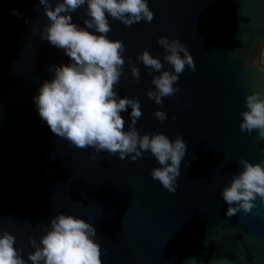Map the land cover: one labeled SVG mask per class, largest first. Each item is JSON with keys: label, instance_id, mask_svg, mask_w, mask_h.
<instances>
[{"label": "water", "instance_id": "water-1", "mask_svg": "<svg viewBox=\"0 0 264 264\" xmlns=\"http://www.w3.org/2000/svg\"><path fill=\"white\" fill-rule=\"evenodd\" d=\"M148 4L151 22L110 20L109 38L125 45L124 75L115 88L140 101L135 127L141 135L183 136L187 150L175 192L151 177L159 165L150 153L133 161L102 151L93 160L94 149L49 130L32 98L52 78L49 67L69 58L41 39L48 18L39 0H0V233H12L27 259L30 238L38 241L50 219L64 212L94 225L102 264H191L189 257L202 264H264V203L257 198L250 212L228 217L220 195L240 170V157L264 161V140L239 127L245 97L264 90V0ZM13 9L20 15H11ZM83 16L82 8L73 19L83 25ZM160 36L179 39L195 71L186 66L174 85L179 91L156 104L146 93L158 73L136 56L147 49L163 59ZM157 109L166 112L165 121L153 115ZM130 111L122 113L125 129Z\"/></svg>", "mask_w": 264, "mask_h": 264}, {"label": "clouds", "instance_id": "clouds-1", "mask_svg": "<svg viewBox=\"0 0 264 264\" xmlns=\"http://www.w3.org/2000/svg\"><path fill=\"white\" fill-rule=\"evenodd\" d=\"M39 5L48 18L39 33L41 39L69 58L68 63L50 66L52 78L45 79L34 93L32 99L39 118L55 136L77 148L94 149L93 160L102 151L133 161L150 153L159 165L151 169V177L169 192H175L187 150L183 136L177 133L170 138L164 132L141 135L135 127L142 115L140 101L120 96L115 88L124 75L125 45L119 39L109 38L110 20H119L125 26L151 22L153 12L148 0H39ZM82 8L83 25L73 19V14ZM10 14L20 15L15 9ZM157 43L164 50L163 59L145 49L136 60L150 72L158 73L152 77L154 89L146 94L156 104H162L163 97L179 91L174 85L185 67L195 71V65L179 39L160 36ZM165 63L171 70L164 68ZM129 64L132 76L139 79V68L131 64V58ZM244 104L240 130L249 134L255 130L259 139L264 140V90L248 94ZM129 108L130 121L125 129L122 113ZM153 115L162 122L167 119L166 112L160 109ZM237 164L240 170L232 174L220 193L228 205V217L241 209L250 212L257 198L264 203V161L253 163L240 157ZM95 237L96 229L88 220L57 212L44 226L38 241L30 238L33 250L27 253V259L15 245L12 233H0V264H102L100 244ZM185 261L202 264L194 257ZM210 264L229 261L213 259Z\"/></svg>", "mask_w": 264, "mask_h": 264}, {"label": "rangeland", "instance_id": "rangeland-1", "mask_svg": "<svg viewBox=\"0 0 264 264\" xmlns=\"http://www.w3.org/2000/svg\"><path fill=\"white\" fill-rule=\"evenodd\" d=\"M262 60H263V63H264V54H262Z\"/></svg>", "mask_w": 264, "mask_h": 264}]
</instances>
